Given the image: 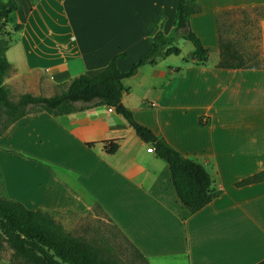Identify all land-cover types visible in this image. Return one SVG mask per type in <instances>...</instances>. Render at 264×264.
Returning <instances> with one entry per match:
<instances>
[{"label": "crops", "instance_id": "obj_1", "mask_svg": "<svg viewBox=\"0 0 264 264\" xmlns=\"http://www.w3.org/2000/svg\"><path fill=\"white\" fill-rule=\"evenodd\" d=\"M15 2L6 25L21 27L10 33L3 77L12 98L51 95L121 52L115 65L127 69L157 30L170 33L176 0ZM196 2L188 22L207 48L205 63L190 57L193 47L142 63L122 78L121 102L172 148L199 159L216 196L184 215L166 161L112 107L94 104L9 122L0 133V197L47 212L69 232L102 212L147 264H264V180L234 185L264 169V13L256 21L259 67L214 65L216 14L264 12V0Z\"/></svg>", "mask_w": 264, "mask_h": 264}, {"label": "trees", "instance_id": "obj_2", "mask_svg": "<svg viewBox=\"0 0 264 264\" xmlns=\"http://www.w3.org/2000/svg\"><path fill=\"white\" fill-rule=\"evenodd\" d=\"M15 8V0H0V133L9 122L30 111L45 110L59 115L94 104H105L119 113L133 132L150 143L155 154L166 161L184 215L194 212L220 192L215 178L199 159L172 148L161 136L136 121L132 111L121 102V95L127 90L122 78L132 74L142 63H153L168 54H178L180 49L173 43L177 38L191 43L193 51L190 57L195 63H205L207 48L188 22L189 15L199 10L196 0H176L170 33L163 34L157 30L152 36L149 51L127 69L119 70L115 65V57L125 55L121 52L112 56L105 65L84 70L57 84V90L51 95L24 92L12 98L8 86L3 83V77L10 69L4 51L11 41L10 33L18 30L21 23H10V30H5L4 25ZM235 11L244 12V9L222 10L216 14L218 60L214 65L223 68L259 67L257 32L254 52L251 53L242 50L233 37L223 34V18ZM261 180H264V169L235 181L234 185ZM91 205L93 209L98 207L94 202ZM6 248L9 250L5 258L8 264H134L130 255L124 258L115 256L112 246L101 235L84 237L71 233L47 212L28 209L18 201L0 197V257ZM133 252L141 263L147 264L135 248Z\"/></svg>", "mask_w": 264, "mask_h": 264}, {"label": "rangeland", "instance_id": "obj_3", "mask_svg": "<svg viewBox=\"0 0 264 264\" xmlns=\"http://www.w3.org/2000/svg\"><path fill=\"white\" fill-rule=\"evenodd\" d=\"M263 13L264 12H257L253 9H246L244 12L235 11L227 15L223 18L222 22L223 34L237 40L240 48L245 52H254L256 21ZM8 26L10 28V25H4V28ZM173 43L181 48L182 51H187L186 49L192 47L191 43L183 38H177ZM171 58H174L173 55ZM72 225L74 226L69 229L70 232L81 234L84 237L97 234L101 235L105 238L106 243L112 246L115 256L124 258V256L130 255L134 264H143L138 257L135 256L128 241L102 212L97 211L95 216L88 215L81 217L79 222ZM8 251L7 248L4 249L1 253V257L5 259Z\"/></svg>", "mask_w": 264, "mask_h": 264}, {"label": "built area", "instance_id": "obj_4", "mask_svg": "<svg viewBox=\"0 0 264 264\" xmlns=\"http://www.w3.org/2000/svg\"><path fill=\"white\" fill-rule=\"evenodd\" d=\"M108 109L110 110L111 109V107H108ZM148 151H151V150H153V148H152V146H148L147 148H146Z\"/></svg>", "mask_w": 264, "mask_h": 264}]
</instances>
